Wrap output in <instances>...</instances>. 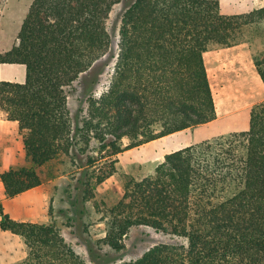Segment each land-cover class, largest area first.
Listing matches in <instances>:
<instances>
[{
	"label": "trees",
	"instance_id": "1",
	"mask_svg": "<svg viewBox=\"0 0 264 264\" xmlns=\"http://www.w3.org/2000/svg\"><path fill=\"white\" fill-rule=\"evenodd\" d=\"M120 1L33 0L16 44L0 53V63L26 65L25 82L0 80V108L17 121L26 151L24 163L0 171L7 197L58 176L48 169L60 160L72 175L67 192L81 223L102 212L83 229L93 263L264 264V101L252 107L248 130L166 154L150 175L127 177L105 210L92 202L119 172L120 153L217 118L204 52L252 44L246 31L264 25V7L223 14L220 0H134L121 18L108 87L96 95L98 66L113 43L107 20ZM253 54L264 83V51ZM94 222L104 224L99 239L89 233ZM0 226L26 246L13 264H88L65 239L52 206L48 220L32 222L12 218L0 204ZM136 226L181 241L156 244L133 260L113 255Z\"/></svg>",
	"mask_w": 264,
	"mask_h": 264
},
{
	"label": "crops",
	"instance_id": "2",
	"mask_svg": "<svg viewBox=\"0 0 264 264\" xmlns=\"http://www.w3.org/2000/svg\"><path fill=\"white\" fill-rule=\"evenodd\" d=\"M264 7V0H220L223 14L247 13ZM26 15L20 18L18 31ZM17 36L7 37L0 30V53L10 50ZM204 62L213 90L217 118L193 128H186L132 148L149 149L148 154L137 155L132 161L157 160L168 153L195 144L219 134L248 130L252 107L264 101V83L254 63L253 48L246 42L232 46L211 48L204 52ZM0 80L23 83L26 65L0 63ZM0 171L26 160L23 137L17 121L8 120L0 108ZM153 149V150H152ZM157 149V150H156ZM125 150L124 152H127ZM127 154V153H125ZM41 185L15 197H7L0 177V204L5 213L20 221L38 222L44 219V195ZM22 238L0 226V264H13L26 256Z\"/></svg>",
	"mask_w": 264,
	"mask_h": 264
},
{
	"label": "rangeland",
	"instance_id": "3",
	"mask_svg": "<svg viewBox=\"0 0 264 264\" xmlns=\"http://www.w3.org/2000/svg\"><path fill=\"white\" fill-rule=\"evenodd\" d=\"M32 1L33 0H3L0 2V30L2 34H6L7 37L17 36L18 25L21 22L20 18L27 14ZM133 1L134 0H121L113 7L107 20V26L112 35L113 43L110 50L98 66V69L100 70L97 76L98 83L94 87L96 95H99L108 87L118 55L121 18L125 9ZM246 38H253L252 44L250 42L246 43L252 45L254 51H264L263 24L248 29L246 31ZM91 79L92 78L90 77L81 79L78 85V90L72 95L70 99V103L73 107H78L81 104L80 98H84L83 92H85V89L90 84ZM131 149H128L127 152H122L119 154V172L107 179L104 184L98 187L96 196L92 202L93 204L97 203L100 210H105L107 207L113 205V203L121 197L123 193V184L127 177L141 179L147 175H150L153 172L156 164L164 159L161 158L157 160H146L143 162L132 161L135 156H143L144 154H148L150 150L147 148H140L139 150H134L137 152H129ZM1 152L2 150L0 149V160L2 154ZM48 170L58 176L45 181L41 185L40 191L44 195L43 221L49 219L50 207L52 206L53 216L57 223L61 226L65 239L75 247L77 252L84 257L88 264H95L92 262L87 246L84 242L83 238L86 236V234L83 233V229L87 223H93L96 217L101 215L102 212H100L98 216L96 214L93 217L89 215L85 216L81 223V221L78 219L79 213L73 206H71V199L68 197L67 189L74 181L72 175L68 173L67 166L62 164L60 160H56L49 166ZM63 171H67V173L63 174ZM92 210L94 211L95 209ZM92 210H90L91 214L94 213ZM103 229L104 224L102 222H94V224L89 228V233L94 239H99L105 235ZM179 241H181V239L163 232H157L149 226H136L133 227L125 237V249L122 252L114 253L113 255L126 261L133 260L142 256L147 250L156 244L175 243ZM120 259H118V261H120Z\"/></svg>",
	"mask_w": 264,
	"mask_h": 264
}]
</instances>
